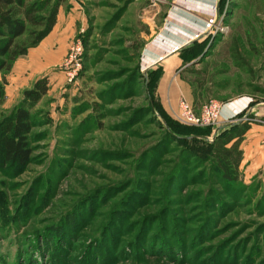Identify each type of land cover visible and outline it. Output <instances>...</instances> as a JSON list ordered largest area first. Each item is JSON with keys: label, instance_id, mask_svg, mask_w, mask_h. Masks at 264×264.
I'll list each match as a JSON object with an SVG mask.
<instances>
[{"label": "rangeland", "instance_id": "obj_1", "mask_svg": "<svg viewBox=\"0 0 264 264\" xmlns=\"http://www.w3.org/2000/svg\"><path fill=\"white\" fill-rule=\"evenodd\" d=\"M188 17L203 31L174 49L173 103L142 53L175 24L181 37ZM42 76L31 161L0 164V264H264V125L244 135L234 181L210 145L241 113L264 118V0H66L45 43L5 74L2 115ZM182 98L229 114L187 124Z\"/></svg>", "mask_w": 264, "mask_h": 264}, {"label": "trees", "instance_id": "obj_2", "mask_svg": "<svg viewBox=\"0 0 264 264\" xmlns=\"http://www.w3.org/2000/svg\"><path fill=\"white\" fill-rule=\"evenodd\" d=\"M65 1L0 0V164L23 168L30 163L29 136L35 123V106L49 90L47 76L36 79L31 88L23 91L21 102L8 115H2L1 106L6 96L5 74L53 30L59 8ZM162 72L161 68L160 77ZM245 115L241 113L239 118ZM247 117L251 115L247 114ZM251 124L236 120L226 127H218L211 141L212 160L228 181L236 179L242 160L240 143Z\"/></svg>", "mask_w": 264, "mask_h": 264}, {"label": "crops", "instance_id": "obj_3", "mask_svg": "<svg viewBox=\"0 0 264 264\" xmlns=\"http://www.w3.org/2000/svg\"><path fill=\"white\" fill-rule=\"evenodd\" d=\"M210 16H211V10L207 9L204 12V17L207 18ZM179 17H180L179 15L176 16V14H175V16H172L171 19L174 22L178 23L177 21H180V18H181V17L180 18ZM186 19H187V24H186V26H184V28H186V30L184 32H181L182 33L181 37L179 36L180 31H178L177 29H174V28H176V24L174 23L175 24L174 28L169 31L170 37H173V38L169 39L168 42H165V41H161V42L157 41L155 43L152 42L150 45L146 46V48L144 49V51L142 53V60H143V63H145L144 67L147 68L151 65L161 64L163 72H162V75L159 78L158 83H157V91L160 94H164L165 98H169L170 101L173 103L176 102L177 97L179 99V96H178L179 92L178 91H179L180 86H179L178 82H176V83L171 82L168 85L167 80H168V76L171 72V69H174L176 67V65H178V63H179V58L176 55V51L178 50L177 47L185 44L190 39H192L195 35L202 33V31H203V24H202V21H200V19L191 18V17H188ZM57 23H58V19H57ZM57 23H56V25H57ZM56 25L54 26V28L56 27ZM54 28H53V30H54ZM53 30L39 44L45 43V40H47V38H49V36L53 32ZM173 34H175L177 36H174ZM176 48H177V50L174 51V49H176ZM34 49H35V47H34ZM42 49H43V47L38 48V50H41V51H42ZM36 50H37V47H36ZM225 105H227V104H223L222 107L224 108ZM241 107L242 106H239V107L237 106L234 108V110L237 111ZM224 113H225V115H223V116L221 113V120L222 121L224 120L225 117H227V115L229 114V111H227V109H225ZM253 126H255V124L252 123L250 127H253ZM249 130H251V128Z\"/></svg>", "mask_w": 264, "mask_h": 264}, {"label": "built area", "instance_id": "obj_4", "mask_svg": "<svg viewBox=\"0 0 264 264\" xmlns=\"http://www.w3.org/2000/svg\"><path fill=\"white\" fill-rule=\"evenodd\" d=\"M211 19L208 20L207 25H211ZM82 46L79 42H76L70 47L68 56L65 59V65L69 66V71L67 72L68 80L71 81L77 75L81 69L79 64L80 55L82 52ZM222 105L217 101H209L204 104L199 113H195L193 107L184 99H180L176 111L177 118L182 122L196 126H210L218 124L219 117L221 114ZM252 112V111H251ZM240 121H248L250 123H260L264 125V120H258L256 118L243 116L239 119Z\"/></svg>", "mask_w": 264, "mask_h": 264}]
</instances>
